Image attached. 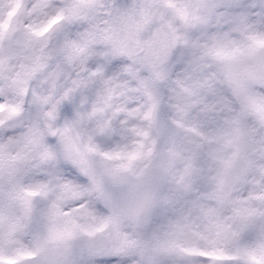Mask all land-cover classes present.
<instances>
[{
	"label": "clouds",
	"instance_id": "clouds-1",
	"mask_svg": "<svg viewBox=\"0 0 264 264\" xmlns=\"http://www.w3.org/2000/svg\"><path fill=\"white\" fill-rule=\"evenodd\" d=\"M0 264H264V0H0Z\"/></svg>",
	"mask_w": 264,
	"mask_h": 264
}]
</instances>
